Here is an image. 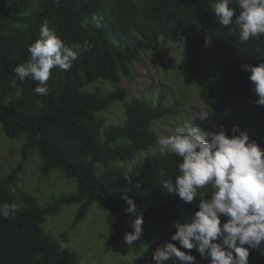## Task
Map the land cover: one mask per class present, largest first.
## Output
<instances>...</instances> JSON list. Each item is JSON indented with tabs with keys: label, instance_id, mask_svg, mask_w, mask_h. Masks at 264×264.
<instances>
[{
	"label": "trees",
	"instance_id": "1",
	"mask_svg": "<svg viewBox=\"0 0 264 264\" xmlns=\"http://www.w3.org/2000/svg\"><path fill=\"white\" fill-rule=\"evenodd\" d=\"M215 2L0 0V124L10 138L23 139L19 163L0 174V205H19L14 216L0 217V264H80L77 253L60 244L43 224L47 217L58 216L64 206L76 205L71 230L97 202L107 214L108 249L133 231L130 224L141 213L143 234L135 242L138 248L148 245L147 264H154L153 254L164 244L181 247L178 241H171L177 230L174 222H185L207 197L185 203L178 194L162 188V180L174 182L181 158L160 153V134L153 124L188 115V102L193 99L188 78L193 80L201 107L212 110L211 130L223 125L231 135L237 126L264 148V106L255 103L258 96L250 73L241 69L244 63L264 61V37L242 43L238 29L218 23L212 9ZM232 6L239 12L237 0ZM93 15L101 27L91 23L82 27L85 18L90 20ZM46 21L65 44L86 41L91 47L70 70H51L50 91L41 96L34 92L38 82L30 78L17 81L15 88L10 81L16 78L14 69L29 59L28 48L39 39ZM160 36H164L163 42ZM169 43L183 46L179 67L188 75L176 79L178 91L163 85L156 95L130 96L120 85L122 78L133 77V66L143 61L144 53L150 52L159 62L172 60L165 47ZM100 81L110 82L113 88H87ZM117 101L123 102L125 118L108 122L103 113ZM35 151L42 161L43 176L58 170L76 190L46 204L29 193L18 196L14 186ZM138 156L142 158L128 167ZM126 177L131 178L130 186ZM211 191L209 187L208 195ZM125 195L135 200V215L127 212ZM226 219L222 216L221 224ZM68 231L63 238L67 239ZM181 250L195 256V264H210L196 249ZM249 264H264V245L250 251Z\"/></svg>",
	"mask_w": 264,
	"mask_h": 264
},
{
	"label": "clouds",
	"instance_id": "2",
	"mask_svg": "<svg viewBox=\"0 0 264 264\" xmlns=\"http://www.w3.org/2000/svg\"><path fill=\"white\" fill-rule=\"evenodd\" d=\"M237 3L239 12L232 6L233 0H216L212 4L218 23L238 29L242 43L264 37V0H237ZM89 23L97 29L101 27L95 15L90 20L85 18L82 27ZM164 39L159 37L161 42ZM90 47L86 41L65 44L46 21L39 39L28 48L29 59L14 69L16 78L10 81L11 86L15 88L17 81L23 83L30 78L38 82L34 92L47 95L51 70H70ZM241 69L250 73L248 78L258 96L255 103L264 106V61L258 65L244 63ZM211 116L212 110L200 109L177 127L175 134L162 136L157 141L162 155L181 158L174 182L171 178L164 179L162 188L178 194L185 203H191L198 196L207 199L201 200L198 211L185 222H174L177 230L171 241H178L181 247L172 242L164 244L153 254L154 264H167L170 260L195 264L196 257L181 248L196 249L203 258L210 259V264H249L250 251L264 243V148L237 126L231 129V135L223 125H214L217 130H206L201 124ZM126 179L130 186L131 178ZM123 199L129 206L127 212L135 215L138 211L135 200L127 195ZM18 209L17 203L2 204L0 217L10 218ZM222 216L227 218L223 224ZM142 225L141 213L130 224L133 231L124 235L128 246L140 239Z\"/></svg>",
	"mask_w": 264,
	"mask_h": 264
},
{
	"label": "rangeland",
	"instance_id": "3",
	"mask_svg": "<svg viewBox=\"0 0 264 264\" xmlns=\"http://www.w3.org/2000/svg\"><path fill=\"white\" fill-rule=\"evenodd\" d=\"M165 47L168 49L172 60L165 59L159 62L152 59L150 52L144 53L143 61L137 62L133 66V77L122 78L120 85L127 89L130 96H153L163 85L174 87L178 91L176 79L188 75L181 70V66L179 67L183 63V46L181 43H169ZM187 81L190 84L191 98H193L188 102L189 116L183 114L176 118L168 117L154 122L153 127L159 132L160 137L175 134L177 127L182 126L198 110L205 109L201 107L202 102L196 87L192 85L193 80L188 78ZM87 88L95 91H109L113 87L108 81H100L89 85ZM247 104L252 106L250 102ZM250 113L258 123L262 124L252 109H250ZM124 115L123 102L121 101H117L108 111L103 113L108 122L120 121L125 118ZM211 120L212 118L203 122V128L211 130ZM22 142L23 139L10 138L4 131L2 123L0 124V174L7 173L11 167L19 163ZM141 158L142 156H138L135 160L130 161L128 167L133 166ZM41 162L37 151L31 154L19 175V181L14 186V191L18 196L29 193L35 196L39 203L46 204L60 194L76 190L75 184L58 170L43 176L40 172ZM75 211L76 205H66L61 209L58 216L47 217L43 225L45 230L50 231L59 240L60 244L77 253L80 264H147V244L138 248L134 242L133 246L130 247L122 240L110 249L106 247L109 223L106 212L98 202L93 203L87 216L70 230ZM67 230L69 231L67 232V239H65L62 234Z\"/></svg>",
	"mask_w": 264,
	"mask_h": 264
}]
</instances>
